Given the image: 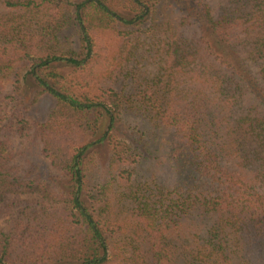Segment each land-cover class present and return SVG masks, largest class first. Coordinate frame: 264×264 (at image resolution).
Wrapping results in <instances>:
<instances>
[{
	"label": "trees",
	"instance_id": "trees-1",
	"mask_svg": "<svg viewBox=\"0 0 264 264\" xmlns=\"http://www.w3.org/2000/svg\"><path fill=\"white\" fill-rule=\"evenodd\" d=\"M0 220V264H264V0H0Z\"/></svg>",
	"mask_w": 264,
	"mask_h": 264
},
{
	"label": "rangeland",
	"instance_id": "rangeland-1",
	"mask_svg": "<svg viewBox=\"0 0 264 264\" xmlns=\"http://www.w3.org/2000/svg\"><path fill=\"white\" fill-rule=\"evenodd\" d=\"M65 36H67L71 43L72 46L74 48H78L79 46H76V44H79V38L77 35V30L74 27H71L69 30L66 31V33L64 34ZM74 43V44H73ZM24 86V90L26 91V95L28 94L30 96V98L33 97L34 93L36 91H41V89H39L35 84H29L28 82H25ZM55 105V100L53 98H51L48 95H43L39 101L34 105V116L36 117L37 120L39 121H44L50 111L53 109ZM113 133L116 134L119 137H125L128 134V131L125 127L124 124H117L116 128L113 130ZM107 154L106 148L102 147L99 150V159L100 161L105 159V156ZM68 184H63V187L67 189ZM69 187V186H68ZM12 198V197H10ZM23 198H29V196H23ZM0 226L4 229L5 232H8L9 229V224L6 223V220H0Z\"/></svg>",
	"mask_w": 264,
	"mask_h": 264
}]
</instances>
